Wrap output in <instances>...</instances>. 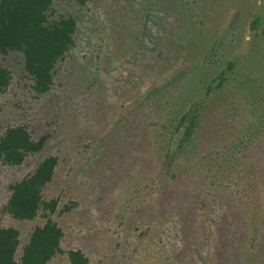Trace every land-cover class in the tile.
<instances>
[{"label":"rangeland","instance_id":"374dc122","mask_svg":"<svg viewBox=\"0 0 264 264\" xmlns=\"http://www.w3.org/2000/svg\"><path fill=\"white\" fill-rule=\"evenodd\" d=\"M67 14L75 46L47 93L30 91L21 54H0L12 75L0 133L48 135L21 164L0 162V227L21 246L43 222L1 207L55 155L43 197L58 200L62 249L88 264H264V0H55L52 15ZM185 114L197 115L192 136L166 157Z\"/></svg>","mask_w":264,"mask_h":264},{"label":"trees","instance_id":"16d2710c","mask_svg":"<svg viewBox=\"0 0 264 264\" xmlns=\"http://www.w3.org/2000/svg\"><path fill=\"white\" fill-rule=\"evenodd\" d=\"M54 1L0 0V54L10 51L21 54L23 69L32 81L29 88L34 96L43 95L52 88L58 63L75 46L76 18L71 14L54 17ZM69 1L84 5L89 0ZM218 77L216 88L226 80L222 73ZM11 78V71L0 62V94L7 90ZM211 83L205 93L212 90ZM196 123L195 114L179 118L168 144L170 146L166 148V157L174 151L176 155L181 151L192 136ZM47 139V134L33 138L26 124L8 125L0 133V162L9 166L19 165L29 154L41 152ZM57 163L55 155H47L30 173L8 185L9 195L1 210L15 220H33L41 215L43 222L32 228L21 246L17 228L0 227V264H47L61 254L66 255L67 264H88L82 250L62 249L64 232L52 218L58 200H45L43 197L44 189L53 180ZM18 249L20 253L17 256Z\"/></svg>","mask_w":264,"mask_h":264}]
</instances>
